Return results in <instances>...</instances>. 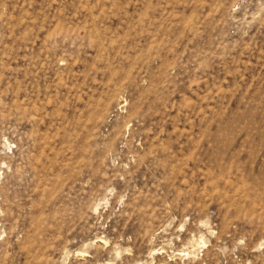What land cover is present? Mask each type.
<instances>
[{
  "label": "rangeland",
  "instance_id": "rangeland-1",
  "mask_svg": "<svg viewBox=\"0 0 264 264\" xmlns=\"http://www.w3.org/2000/svg\"><path fill=\"white\" fill-rule=\"evenodd\" d=\"M0 264H264V0H0Z\"/></svg>",
  "mask_w": 264,
  "mask_h": 264
}]
</instances>
